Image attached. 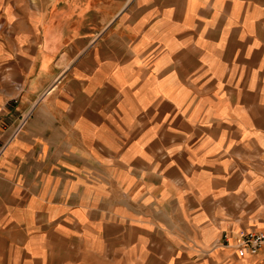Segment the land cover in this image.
Listing matches in <instances>:
<instances>
[{"label": "crops", "instance_id": "0c3cea01", "mask_svg": "<svg viewBox=\"0 0 264 264\" xmlns=\"http://www.w3.org/2000/svg\"><path fill=\"white\" fill-rule=\"evenodd\" d=\"M0 142V264H264V0H0Z\"/></svg>", "mask_w": 264, "mask_h": 264}, {"label": "built area", "instance_id": "2783aa9c", "mask_svg": "<svg viewBox=\"0 0 264 264\" xmlns=\"http://www.w3.org/2000/svg\"><path fill=\"white\" fill-rule=\"evenodd\" d=\"M4 145L0 142V154L3 150ZM228 237L223 236V243L219 244L222 247L228 246ZM262 248H264V231H250L243 232L239 236V240L235 246L236 256L243 258L245 256H254Z\"/></svg>", "mask_w": 264, "mask_h": 264}]
</instances>
